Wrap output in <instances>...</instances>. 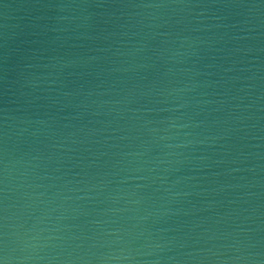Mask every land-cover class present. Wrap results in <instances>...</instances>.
Here are the masks:
<instances>
[{
  "label": "water",
  "instance_id": "obj_1",
  "mask_svg": "<svg viewBox=\"0 0 264 264\" xmlns=\"http://www.w3.org/2000/svg\"><path fill=\"white\" fill-rule=\"evenodd\" d=\"M0 264H264V0H0Z\"/></svg>",
  "mask_w": 264,
  "mask_h": 264
}]
</instances>
